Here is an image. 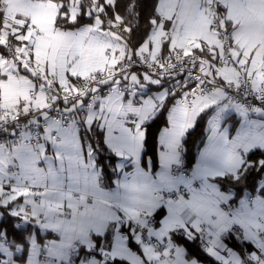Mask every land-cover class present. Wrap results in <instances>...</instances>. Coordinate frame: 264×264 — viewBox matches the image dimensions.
<instances>
[{
    "label": "snow or ice",
    "instance_id": "1",
    "mask_svg": "<svg viewBox=\"0 0 264 264\" xmlns=\"http://www.w3.org/2000/svg\"><path fill=\"white\" fill-rule=\"evenodd\" d=\"M0 264H264V0H0Z\"/></svg>",
    "mask_w": 264,
    "mask_h": 264
},
{
    "label": "trees",
    "instance_id": "2",
    "mask_svg": "<svg viewBox=\"0 0 264 264\" xmlns=\"http://www.w3.org/2000/svg\"><path fill=\"white\" fill-rule=\"evenodd\" d=\"M163 123L158 121L156 124H153L149 129V148H153L157 141V135ZM200 132H197L190 140L187 145V157L192 161L195 162V157L197 156V148L201 147L200 144Z\"/></svg>",
    "mask_w": 264,
    "mask_h": 264
},
{
    "label": "crops",
    "instance_id": "3",
    "mask_svg": "<svg viewBox=\"0 0 264 264\" xmlns=\"http://www.w3.org/2000/svg\"><path fill=\"white\" fill-rule=\"evenodd\" d=\"M165 125L163 124L162 126H161V128L160 129H162L163 127H164ZM158 135H159V132H158ZM158 135H157V139H158ZM203 145H201V147H202ZM195 163V162H194ZM193 163V164H194Z\"/></svg>",
    "mask_w": 264,
    "mask_h": 264
}]
</instances>
